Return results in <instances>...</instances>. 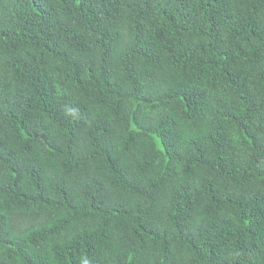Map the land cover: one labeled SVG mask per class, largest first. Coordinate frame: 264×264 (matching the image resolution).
Wrapping results in <instances>:
<instances>
[{"label":"trees","instance_id":"1","mask_svg":"<svg viewBox=\"0 0 264 264\" xmlns=\"http://www.w3.org/2000/svg\"><path fill=\"white\" fill-rule=\"evenodd\" d=\"M0 264H264V0H0Z\"/></svg>","mask_w":264,"mask_h":264}]
</instances>
